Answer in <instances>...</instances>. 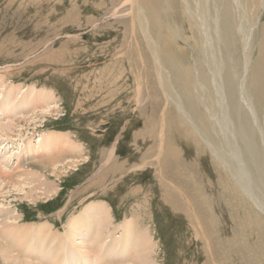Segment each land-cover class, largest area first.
Here are the masks:
<instances>
[{
  "label": "bare ground",
  "instance_id": "6f19581e",
  "mask_svg": "<svg viewBox=\"0 0 264 264\" xmlns=\"http://www.w3.org/2000/svg\"><path fill=\"white\" fill-rule=\"evenodd\" d=\"M127 1L132 11V27L143 31L155 78L166 101L157 137L148 135L154 143L144 157L155 154L157 149V174L160 181H167L162 183L163 187L168 193H174L177 201H187L190 208L187 216L196 220L195 237H199L205 246L207 259L203 264H223L224 256L214 246L213 239L216 243L224 237L221 240V234L216 236L208 232V222L214 226L218 224L212 214L213 204L206 202V206L202 201L196 206V212L184 190L172 180L168 181L179 149L167 135L181 132L185 139H191L197 147L209 151L215 174L226 182L220 192L229 208L237 210L239 216L248 218L249 226L264 233V22L253 21L251 14L261 7L264 12V0ZM167 11L177 12L182 25L172 24V16L167 15ZM186 49L194 55L188 63L180 60ZM52 54L54 62L59 55H64L63 52ZM6 72L13 75L15 71L8 68ZM5 80L0 74V197L14 191L31 202L38 196L54 199L59 192L49 175L59 177L61 170L78 164L79 157L86 154L84 147L69 131L58 133L49 129L39 131L35 141L32 138L19 140L15 146L14 138H20L29 126L40 124L46 115L58 113L59 106L52 89L34 85L17 87ZM21 90L24 92L19 96ZM168 103L176 118L175 126L170 130L165 125ZM110 148L105 165L99 167L103 171L101 175L116 166L111 161L114 144ZM172 157L175 162L171 164ZM162 161H167L169 166H164ZM196 177L209 186L210 180H205V175ZM170 184L173 190L167 187ZM203 197L205 200L210 198ZM202 205L207 207L206 214L210 216L206 225ZM114 218L111 204L103 199H93L71 215L61 230H56L46 220L22 223L21 213L10 208V202L0 200V264H154L151 254L156 244L147 224L138 225L135 216L114 224ZM119 230L121 235H116ZM106 240L109 241L101 252ZM251 256L258 258L256 252H251Z\"/></svg>",
  "mask_w": 264,
  "mask_h": 264
},
{
  "label": "rangeland",
  "instance_id": "374dc122",
  "mask_svg": "<svg viewBox=\"0 0 264 264\" xmlns=\"http://www.w3.org/2000/svg\"><path fill=\"white\" fill-rule=\"evenodd\" d=\"M252 13L253 21L264 22L262 7ZM167 15L172 16V24L182 25L177 12L167 11ZM132 23L127 0H0V74L5 76L7 83L15 86L52 89L59 106L58 113L46 115L40 124L29 126L20 138H14L15 146L19 140L32 138L35 141L39 131L49 129L58 133L69 131L82 143L86 153L79 157L78 164L61 170L59 177L49 175L59 192L54 199L38 196L31 202L10 191L0 200L10 202V208L21 213L22 223L46 220L54 229L61 230L67 219L79 212L87 201L103 199L112 206L114 224L130 216L138 218V225L147 224L156 244L151 254L154 264H203L207 259L205 246L199 237H195L196 220L187 216L190 214L187 201H177L174 193H168L163 187L162 183L167 181H160L157 174V149L155 154L144 157L154 143L148 135L157 137L166 101L155 78L143 31L133 28ZM256 35L258 37L259 33ZM178 44L184 48L180 41ZM52 52H63L64 55H59V61L54 62ZM192 55L186 49L180 60L188 63ZM8 68L15 71L13 75L5 74ZM23 92L21 90L19 96ZM165 111V125L170 130L176 120L170 103ZM167 137L179 149L176 162L173 161L175 157L170 161L177 163L171 168L175 173L170 172L167 179L184 190L196 212V206L202 201L204 205L206 202L214 205L212 214L218 224L214 226L208 222V232L216 236L221 234V240L224 237L216 243L213 239L214 246L225 258L222 257L223 264H264V233L249 226L248 218L239 216L237 210L229 208L220 192L226 182L215 174L209 151L197 147L191 139H185L181 132H171ZM113 144L115 155L111 161L116 166L101 175L100 168L105 165ZM162 162L169 166L167 161ZM198 174L210 180L208 187L201 178L197 179ZM97 180H101L100 184ZM167 187L173 190L171 184ZM203 196L210 198L205 200ZM204 205L206 225L210 216ZM117 232L116 235H121V230ZM236 240L241 243L237 244ZM108 241L103 243L101 252ZM251 252H256L258 258H251ZM128 254L130 261L129 249Z\"/></svg>",
  "mask_w": 264,
  "mask_h": 264
}]
</instances>
